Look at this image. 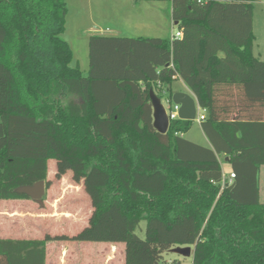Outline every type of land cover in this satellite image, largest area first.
Here are the masks:
<instances>
[{
	"label": "trees",
	"instance_id": "trees-1",
	"mask_svg": "<svg viewBox=\"0 0 264 264\" xmlns=\"http://www.w3.org/2000/svg\"><path fill=\"white\" fill-rule=\"evenodd\" d=\"M137 1L169 2L181 38L92 35L83 75L62 37L64 0H0V200L46 187L53 159L55 176L70 172L90 199L77 241L124 243V264H166L163 253L186 246L192 264H264L255 0ZM177 77L206 111L208 147L183 137L190 121H170L165 134L152 125L149 92L171 101ZM221 155L231 189H221ZM102 222L111 227L98 235ZM51 239H0V264H45Z\"/></svg>",
	"mask_w": 264,
	"mask_h": 264
},
{
	"label": "rangeland",
	"instance_id": "rangeland-1",
	"mask_svg": "<svg viewBox=\"0 0 264 264\" xmlns=\"http://www.w3.org/2000/svg\"><path fill=\"white\" fill-rule=\"evenodd\" d=\"M67 4L68 14L66 18L63 38L69 44L73 59L71 65L78 64L83 75L88 70V39L100 30L109 29L106 35L119 37H137L148 35L150 31L134 17L124 15L127 11L128 0H64ZM126 5V8L120 6ZM141 21V20H140ZM140 24V25H139ZM253 29H254V54L264 61V0H256L253 3ZM179 81L172 83V91L182 90ZM165 109L167 105L162 98ZM202 114L197 111V117ZM183 137L199 145H204L202 131L198 118L191 123L190 129ZM201 143V144H200ZM48 185L45 187L43 207L32 200H0V238L10 239H43L50 236L47 241V264H56V257L61 253L58 248L64 247L69 253L61 255L62 261L58 264H124L121 246L114 248V257L107 263L108 254L104 245L93 241H77L76 235L87 225L92 212L90 199L84 191L82 182L72 181L70 172L57 178L55 161H48ZM223 167V163H221ZM224 170V168H223ZM259 187L261 201L264 203V167L259 174ZM118 209L116 202L112 210ZM117 216V215H116ZM109 226L102 222L97 226L99 235ZM145 223L141 222L136 234L144 238ZM66 239L61 240L60 237ZM57 238V239H55ZM104 243V242H101ZM121 243V242H116ZM192 248V247H191ZM193 251V248H192ZM166 264H192V257H182L172 252L163 253Z\"/></svg>",
	"mask_w": 264,
	"mask_h": 264
},
{
	"label": "crops",
	"instance_id": "crops-1",
	"mask_svg": "<svg viewBox=\"0 0 264 264\" xmlns=\"http://www.w3.org/2000/svg\"><path fill=\"white\" fill-rule=\"evenodd\" d=\"M256 1V0H255ZM125 4H128L127 11L124 12V15L134 17L135 20H138L139 23H141L144 27H147V30L150 31L148 35H139L137 37H145V38H170L172 34L176 33L178 31L177 26L175 25V22L172 20L171 17V4L169 2H142L137 0H128ZM121 8H126V5L120 6ZM141 20V21H140ZM140 25V24H139ZM110 31L109 29L100 30L99 33H95L94 35H105V36H114V35H106L104 32ZM254 33V29H253ZM119 37V36H117ZM135 38V37H134ZM220 56L222 54H219ZM253 55L257 57L254 54ZM259 59V58H258ZM174 81H179L182 84V90L178 91H172V93H184L187 95H190L196 102V111L201 110V115H206V111L199 108L197 101L194 97V95L191 93V91L186 87V85L183 83V81L180 78H176ZM173 81V82H174ZM171 90H172V84H171ZM200 126V125H199ZM201 129V128H200ZM202 131V130H201ZM203 141L204 145L202 146H209V142L205 135L203 134ZM195 143V142H194ZM219 160L221 163H223V167L221 166L222 174L225 176H228L230 173H232V168L230 163L228 162V158L224 157L223 155L219 156ZM264 167V166H262ZM261 167V168H262ZM224 168V170H223ZM260 168V170H261ZM260 174V171H259ZM260 192V201H261V190L259 187ZM262 202V201H261ZM263 203V202H262ZM0 239H10V238H0ZM31 239H37V238H31ZM31 239H12V240H31ZM98 244L104 245V250L108 254L106 260L107 263L109 261H112L111 257H114V248L121 246V253L123 255V263H124V243H113V242H98ZM46 249V256H45V264L48 263V255H47V245H45ZM58 250L61 251L56 257V264H58L59 261H62L61 255L64 256V254L68 252V250L64 247H59ZM102 264H105L104 262Z\"/></svg>",
	"mask_w": 264,
	"mask_h": 264
},
{
	"label": "water",
	"instance_id": "water-1",
	"mask_svg": "<svg viewBox=\"0 0 264 264\" xmlns=\"http://www.w3.org/2000/svg\"><path fill=\"white\" fill-rule=\"evenodd\" d=\"M175 25H177V22H175ZM149 98L152 106V125L158 133L165 134L169 127V120L165 108L161 102V99L158 98L153 91L149 92ZM172 102L179 106V120L193 122L196 119V102L190 95L179 92L173 93ZM233 185L234 184H231L229 189H231ZM14 192L18 195H24L28 197L34 203L40 207H43V196L45 193L44 181L37 182L31 186H20L16 188ZM170 252L182 257L192 256V248L189 246L176 247L171 249Z\"/></svg>",
	"mask_w": 264,
	"mask_h": 264
},
{
	"label": "built area",
	"instance_id": "built-area-1",
	"mask_svg": "<svg viewBox=\"0 0 264 264\" xmlns=\"http://www.w3.org/2000/svg\"><path fill=\"white\" fill-rule=\"evenodd\" d=\"M181 36H182V33L180 31H177L176 33L172 34L170 38L171 39H173V38L178 39V38H181ZM161 102H162V99H161ZM165 103L167 105V109H165V111H166V114L168 116L169 122L179 119L178 118L179 106L174 104L172 102V100L169 101L168 99H165ZM197 118H198V121L200 122V121L204 120V115H200L199 117H197V115H196V119ZM234 178L235 177H234L233 173H230L228 176H225L222 174L221 189L224 187L230 186L232 184Z\"/></svg>",
	"mask_w": 264,
	"mask_h": 264
}]
</instances>
